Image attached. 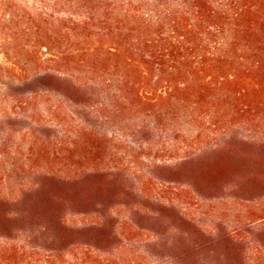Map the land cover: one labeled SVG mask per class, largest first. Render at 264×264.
<instances>
[{"label": "rangeland", "instance_id": "rangeland-1", "mask_svg": "<svg viewBox=\"0 0 264 264\" xmlns=\"http://www.w3.org/2000/svg\"><path fill=\"white\" fill-rule=\"evenodd\" d=\"M144 3L0 0V264H236L254 248L223 239L264 222V103L230 84L144 94L127 67ZM106 12L123 31L99 35ZM87 21L118 55L81 54Z\"/></svg>", "mask_w": 264, "mask_h": 264}, {"label": "trees", "instance_id": "trees-1", "mask_svg": "<svg viewBox=\"0 0 264 264\" xmlns=\"http://www.w3.org/2000/svg\"><path fill=\"white\" fill-rule=\"evenodd\" d=\"M143 8V37H138L143 42V64L128 57L127 67L143 74L144 94L153 92L162 99L168 91L194 88L207 97L219 84H230L234 89L228 93L243 98L253 92L259 96L257 104L264 103V0H145ZM111 20L116 18L109 12L97 23L92 20L101 37L113 35L114 27L123 31L121 22L115 26ZM92 23H83L87 35L81 54L92 57L102 50L106 55H118L126 43L122 38L110 42L112 45L88 41ZM131 29H136L134 24ZM255 228L251 237L223 239L235 246L246 243L254 247L248 256L243 250L230 254L231 262L264 264V222Z\"/></svg>", "mask_w": 264, "mask_h": 264}]
</instances>
